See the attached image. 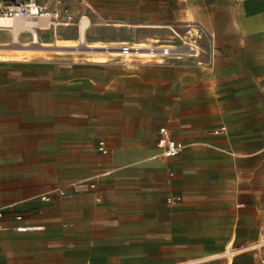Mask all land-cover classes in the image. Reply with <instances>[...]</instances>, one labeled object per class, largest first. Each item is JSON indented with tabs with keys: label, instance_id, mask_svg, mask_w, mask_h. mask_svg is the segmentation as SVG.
<instances>
[{
	"label": "crops",
	"instance_id": "obj_1",
	"mask_svg": "<svg viewBox=\"0 0 264 264\" xmlns=\"http://www.w3.org/2000/svg\"><path fill=\"white\" fill-rule=\"evenodd\" d=\"M36 1L0 28V264H261L264 0Z\"/></svg>",
	"mask_w": 264,
	"mask_h": 264
},
{
	"label": "built area",
	"instance_id": "obj_2",
	"mask_svg": "<svg viewBox=\"0 0 264 264\" xmlns=\"http://www.w3.org/2000/svg\"><path fill=\"white\" fill-rule=\"evenodd\" d=\"M0 17L11 20H49L50 13L47 8L39 1L36 0H0ZM118 51L126 57H141L149 56L151 59L156 56H168L170 54V48L162 45H139L129 46L122 45L118 48ZM160 139L157 146L161 150L162 155L166 159H172L178 157L185 149L184 145L177 142L171 137V134L167 128H161L159 130ZM98 151L105 153L104 142L99 143ZM173 202L170 201V203ZM17 220H22V216H17ZM7 218L3 212L0 211V228L7 223ZM31 228L28 226H20L17 228L18 232H26ZM263 238L255 244L233 249L230 254L235 255L243 250H251L258 252L259 260L261 264H264V232ZM229 264H235L234 262Z\"/></svg>",
	"mask_w": 264,
	"mask_h": 264
},
{
	"label": "bare ground",
	"instance_id": "obj_3",
	"mask_svg": "<svg viewBox=\"0 0 264 264\" xmlns=\"http://www.w3.org/2000/svg\"><path fill=\"white\" fill-rule=\"evenodd\" d=\"M16 22H17L16 20L5 19V18L0 17V28H12V29H15L18 25H20V24H18ZM29 22H32L34 25L35 24H40V25H44L45 24V20L28 21L27 24Z\"/></svg>",
	"mask_w": 264,
	"mask_h": 264
},
{
	"label": "rangeland",
	"instance_id": "obj_4",
	"mask_svg": "<svg viewBox=\"0 0 264 264\" xmlns=\"http://www.w3.org/2000/svg\"><path fill=\"white\" fill-rule=\"evenodd\" d=\"M27 21H28V20H27ZM154 44L160 45V43H158V42H154L152 45H154Z\"/></svg>",
	"mask_w": 264,
	"mask_h": 264
}]
</instances>
